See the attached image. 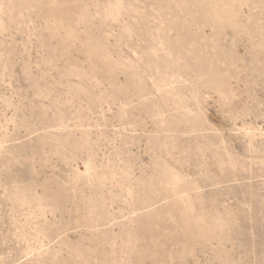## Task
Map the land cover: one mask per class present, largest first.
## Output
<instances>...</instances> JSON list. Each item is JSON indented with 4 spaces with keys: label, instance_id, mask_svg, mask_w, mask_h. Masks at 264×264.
<instances>
[{
    "label": "rangeland",
    "instance_id": "obj_1",
    "mask_svg": "<svg viewBox=\"0 0 264 264\" xmlns=\"http://www.w3.org/2000/svg\"><path fill=\"white\" fill-rule=\"evenodd\" d=\"M0 264H264V0H0Z\"/></svg>",
    "mask_w": 264,
    "mask_h": 264
}]
</instances>
